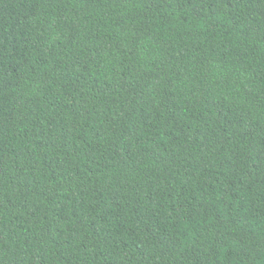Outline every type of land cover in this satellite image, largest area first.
Here are the masks:
<instances>
[{"label": "trees", "instance_id": "trees-1", "mask_svg": "<svg viewBox=\"0 0 264 264\" xmlns=\"http://www.w3.org/2000/svg\"><path fill=\"white\" fill-rule=\"evenodd\" d=\"M0 264H264V0H0Z\"/></svg>", "mask_w": 264, "mask_h": 264}]
</instances>
